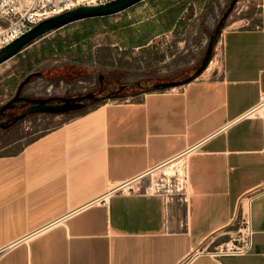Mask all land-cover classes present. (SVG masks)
Listing matches in <instances>:
<instances>
[{
    "label": "crops",
    "instance_id": "0c3cea01",
    "mask_svg": "<svg viewBox=\"0 0 264 264\" xmlns=\"http://www.w3.org/2000/svg\"><path fill=\"white\" fill-rule=\"evenodd\" d=\"M154 3L151 18L123 27L127 46L147 48L177 26L180 2ZM258 6L256 23L221 34L212 77L100 104L0 154V264H264V0ZM60 29L14 57L28 69L57 57L82 64L102 46L87 28ZM178 158L185 200L144 192V177ZM241 210L251 250L210 255Z\"/></svg>",
    "mask_w": 264,
    "mask_h": 264
},
{
    "label": "rangeland",
    "instance_id": "374dc122",
    "mask_svg": "<svg viewBox=\"0 0 264 264\" xmlns=\"http://www.w3.org/2000/svg\"><path fill=\"white\" fill-rule=\"evenodd\" d=\"M180 2L178 23L171 32L154 39L147 48L135 49L126 45L131 34L123 29L136 16L148 17L157 11L154 2ZM143 0L133 8L106 17H98L92 25L76 21L60 31L72 34L75 30L87 28L88 40L92 45L102 46L84 56L82 64H75L57 57L40 63L10 58L0 64V104L10 99L20 82L32 71H40L23 86V95L29 97L73 96L93 92L94 98L85 100V107L63 114L38 112L27 115L6 128L0 127V154L13 152L35 137L55 128L71 118L96 106L119 100H131L143 93L163 87L160 82H175L171 87H179L197 78L212 77L219 65V40L224 30L240 26H250L259 20L258 0ZM157 4V5H156ZM160 4V5H161ZM233 4L223 21L213 44V51L207 67L199 75L197 67L206 51L210 35L227 8ZM87 20V19H86ZM119 30L113 31L114 29ZM150 27V26H149ZM56 34V35H55ZM52 35L58 36L57 33ZM51 35V36H52ZM117 35V36H116ZM97 36V38H96ZM123 39L113 46L114 38ZM114 42V41H113ZM89 43V44H90ZM102 76L100 79L99 77ZM118 91V93H116ZM29 102L21 101L8 109L0 118L21 112ZM184 160L178 158L165 164L144 177L150 185H160L166 194L167 184H173L175 177L184 176ZM181 173V174H180ZM171 191H174L171 187Z\"/></svg>",
    "mask_w": 264,
    "mask_h": 264
},
{
    "label": "water",
    "instance_id": "95a60500",
    "mask_svg": "<svg viewBox=\"0 0 264 264\" xmlns=\"http://www.w3.org/2000/svg\"><path fill=\"white\" fill-rule=\"evenodd\" d=\"M143 0H108L102 3L96 4H84L67 9L59 14L53 15L46 19L41 20L37 24L33 25L30 29L25 31L19 37L15 38L3 47H0V64L4 63L8 59L16 56L32 43L38 41L44 36L76 21L105 17L120 13L135 4ZM233 4H231L227 10L223 13L219 19L214 32L210 35L207 44L206 51L201 59V64L196 69V74L199 75L207 67L210 60V55L213 51V44L217 37V33L222 25L223 21L227 17ZM40 71H32L25 76V78L17 86L14 95L6 102L0 104V118L4 113L14 107L17 101H27L30 104L22 109L21 112L14 116L13 121L23 119L29 114L38 112H48L51 114H63L67 112L77 111L85 107V100L94 98L93 92H87L80 95L73 96H49V97H29L24 96L22 93L23 86L30 81L33 76H39ZM100 79L102 76L99 77ZM191 81V78L187 79V82ZM175 85V82H160L157 87H170ZM10 124L6 121L0 120V127L6 128Z\"/></svg>",
    "mask_w": 264,
    "mask_h": 264
},
{
    "label": "built area",
    "instance_id": "2783aa9c",
    "mask_svg": "<svg viewBox=\"0 0 264 264\" xmlns=\"http://www.w3.org/2000/svg\"><path fill=\"white\" fill-rule=\"evenodd\" d=\"M108 0H0V47L5 46L43 19L59 14L67 9L84 5L106 2ZM264 103V99L257 105ZM256 108V107H255ZM255 108L249 110L250 114ZM166 201L175 196L185 200L186 175L182 179L175 177L173 184H167ZM173 187L174 191H171ZM138 191L141 190L139 187ZM144 192L161 193L160 185L143 188ZM252 231L249 216L241 210V215L234 223V229L225 242L214 245L208 252L212 256L223 254L243 255L251 250Z\"/></svg>",
    "mask_w": 264,
    "mask_h": 264
},
{
    "label": "flooded vegetation",
    "instance_id": "af4514ba",
    "mask_svg": "<svg viewBox=\"0 0 264 264\" xmlns=\"http://www.w3.org/2000/svg\"><path fill=\"white\" fill-rule=\"evenodd\" d=\"M22 93H23V91H22ZM21 93V94H22ZM116 93H118V91L116 92ZM18 102H21V101H17V102H15V104H14V106L16 105V103H18ZM30 103H28V105H29ZM27 105V106H28ZM26 106V107H27ZM24 109V108H23ZM22 111V110H21ZM19 113V112H18ZM18 113H16V114H18ZM15 114V115H16ZM15 115H12V116H8L7 118H4L2 121H6L8 124H10L9 126H11V125H13V124H15L17 121H13V119H14V116ZM228 237V236H227Z\"/></svg>",
    "mask_w": 264,
    "mask_h": 264
},
{
    "label": "trees",
    "instance_id": "16d2710c",
    "mask_svg": "<svg viewBox=\"0 0 264 264\" xmlns=\"http://www.w3.org/2000/svg\"><path fill=\"white\" fill-rule=\"evenodd\" d=\"M90 19H95V18H90Z\"/></svg>",
    "mask_w": 264,
    "mask_h": 264
},
{
    "label": "bare ground",
    "instance_id": "6f19581e",
    "mask_svg": "<svg viewBox=\"0 0 264 264\" xmlns=\"http://www.w3.org/2000/svg\"><path fill=\"white\" fill-rule=\"evenodd\" d=\"M183 172H184V170H183ZM181 174V173H180Z\"/></svg>",
    "mask_w": 264,
    "mask_h": 264
}]
</instances>
